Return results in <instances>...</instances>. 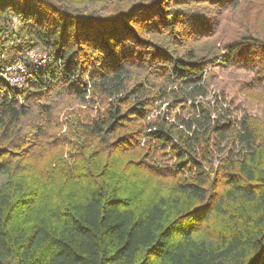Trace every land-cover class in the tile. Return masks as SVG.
Wrapping results in <instances>:
<instances>
[{"label": "trees", "instance_id": "1", "mask_svg": "<svg viewBox=\"0 0 264 264\" xmlns=\"http://www.w3.org/2000/svg\"><path fill=\"white\" fill-rule=\"evenodd\" d=\"M240 1L0 0V264H264L262 124L203 79L221 58L264 103V0ZM228 7L229 37L198 52ZM36 47L54 65L13 86ZM164 98L181 112L148 119Z\"/></svg>", "mask_w": 264, "mask_h": 264}, {"label": "rangeland", "instance_id": "2", "mask_svg": "<svg viewBox=\"0 0 264 264\" xmlns=\"http://www.w3.org/2000/svg\"><path fill=\"white\" fill-rule=\"evenodd\" d=\"M76 3L78 8L83 11L99 10L102 13H109L112 7L117 4V1L124 0H71ZM242 1V0H241ZM240 1V2H241ZM195 12V10H194ZM225 17L222 25H224V31L222 33L221 39H218L219 35H214L211 37L202 38L196 43L194 42V47L198 52H204L212 48L213 44H216V47L221 48L222 42L226 39L230 32V29L234 26L235 17L238 15V7L228 9L222 13ZM219 23L216 24L218 27ZM20 26V19L17 17L12 18V28L14 29L15 34H17ZM17 35L12 39L15 40ZM13 40L11 42H13ZM11 47L12 45H8ZM9 47L7 49H9ZM41 50H45L42 47H36ZM34 49V48H33ZM225 53L222 51V54ZM11 55V54H9ZM5 56V55H4ZM6 57V56H5ZM8 57V56H7ZM6 57V58H7ZM209 73V74H208ZM204 81H207L209 98H213L218 103H223L226 106H231L233 108L234 114L241 119L242 116L248 115L251 118L258 119L262 124L263 132L261 134V141H264V103L259 102L258 98H255L251 95V84L254 79V73L247 69L233 68L222 65L221 58L213 63L210 67L205 69L203 72ZM173 86H170V90ZM176 88V87H175ZM201 98V97H199ZM160 104V106H158ZM63 112L69 110H80L85 109L87 105L71 102L64 103L62 102ZM158 107H154L148 117H156L159 113L170 114V117H173L176 113H180V107H177L176 101L172 98H164L158 103ZM173 119V118H172ZM260 143V140H259ZM144 144V143H143ZM168 152V150H167ZM236 154V152H233ZM157 161L161 160L165 165L168 164L169 168L174 169L175 160L171 157L158 158L154 157ZM8 181V176L0 172V186H3Z\"/></svg>", "mask_w": 264, "mask_h": 264}, {"label": "built area", "instance_id": "3", "mask_svg": "<svg viewBox=\"0 0 264 264\" xmlns=\"http://www.w3.org/2000/svg\"><path fill=\"white\" fill-rule=\"evenodd\" d=\"M54 65L53 56L48 50L39 48L30 49L24 56L15 58V61L6 67L3 76L13 85L24 87L33 73L46 70Z\"/></svg>", "mask_w": 264, "mask_h": 264}]
</instances>
